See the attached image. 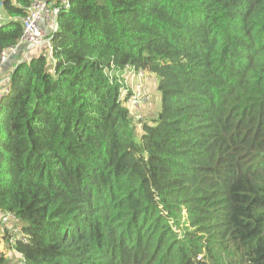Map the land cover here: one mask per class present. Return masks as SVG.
<instances>
[{
    "label": "trees",
    "instance_id": "obj_1",
    "mask_svg": "<svg viewBox=\"0 0 264 264\" xmlns=\"http://www.w3.org/2000/svg\"><path fill=\"white\" fill-rule=\"evenodd\" d=\"M31 1L0 0V56ZM55 5L51 58L13 56L0 98V214L27 238L15 251L26 264H264V0ZM127 67L157 82L150 119L121 96Z\"/></svg>",
    "mask_w": 264,
    "mask_h": 264
},
{
    "label": "built area",
    "instance_id": "obj_2",
    "mask_svg": "<svg viewBox=\"0 0 264 264\" xmlns=\"http://www.w3.org/2000/svg\"><path fill=\"white\" fill-rule=\"evenodd\" d=\"M57 0H32L29 7L27 8L26 15L22 18V35L19 42L12 47H9L2 51L0 56V67L3 66L10 60L13 56L24 52L27 50H32L42 46H46L48 52V58H51L52 45L50 43L49 35L40 26V22L43 21L44 27L49 28L50 32L55 31L56 15L59 9V5L56 6ZM68 0H62V4L67 6ZM1 9V6H0ZM23 52V53H24ZM126 69H129L127 67ZM137 74L142 77L145 73L142 70H138ZM141 84H137L133 91H131L128 97L125 99V105L128 107L129 111L134 114V111H138L142 106H146L145 95L140 90ZM9 91L6 85L3 88V93L6 95ZM127 90L122 88L121 96L127 95ZM142 107V108H143ZM141 108V109H142ZM1 223L5 225V228L12 230V235L10 243L14 245L16 242L27 243V238L23 233L16 229L11 222L14 216L10 213L0 214ZM20 258L19 264H26L23 255L17 252Z\"/></svg>",
    "mask_w": 264,
    "mask_h": 264
},
{
    "label": "rangeland",
    "instance_id": "obj_3",
    "mask_svg": "<svg viewBox=\"0 0 264 264\" xmlns=\"http://www.w3.org/2000/svg\"><path fill=\"white\" fill-rule=\"evenodd\" d=\"M0 20L2 19V15L0 16ZM40 26L42 30H44L46 33H48L49 38L51 37V33L49 28H45L43 21L40 22ZM5 66V65H4ZM113 75V73H110V76ZM118 81L121 83V86L124 88V90H127L128 92H131L134 90V88L137 86V84H141L140 90L143 92L146 98V107H143L142 109L138 111H134L133 114L135 121L141 122L143 119H150L154 116L156 111L159 108V94L156 91V85L157 82L154 78V76L150 74H144L142 77H140L137 74V71H133L131 69H125L123 72L119 73V76L117 77ZM8 97H4V101L6 102ZM138 122L137 130L140 131L141 124ZM16 222V223H15ZM15 225L18 223L16 220H14ZM20 224V223H19ZM21 225V224H20ZM16 225V229L21 230V226ZM5 226L0 222V238L3 237L5 234ZM1 247L4 250V255L6 258L5 264H19L20 258L18 253L15 251L14 245L10 243L8 244L7 241L4 240V238L1 239Z\"/></svg>",
    "mask_w": 264,
    "mask_h": 264
},
{
    "label": "crops",
    "instance_id": "obj_4",
    "mask_svg": "<svg viewBox=\"0 0 264 264\" xmlns=\"http://www.w3.org/2000/svg\"><path fill=\"white\" fill-rule=\"evenodd\" d=\"M34 50H27V52L22 53V55L26 58L28 54L30 55ZM9 62V61H8ZM4 64L3 66L0 67V98L3 93V88L7 85L8 83V73L11 70V62ZM142 92V91H141ZM130 93V92H129ZM143 93V92H142ZM143 107V106H142ZM141 107V108H142ZM146 107V106H145ZM139 108V110L141 109Z\"/></svg>",
    "mask_w": 264,
    "mask_h": 264
}]
</instances>
